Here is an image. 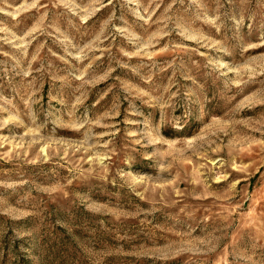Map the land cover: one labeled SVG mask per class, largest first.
Masks as SVG:
<instances>
[{"label":"rangeland","instance_id":"obj_1","mask_svg":"<svg viewBox=\"0 0 264 264\" xmlns=\"http://www.w3.org/2000/svg\"><path fill=\"white\" fill-rule=\"evenodd\" d=\"M0 264H264V0H0Z\"/></svg>","mask_w":264,"mask_h":264}]
</instances>
